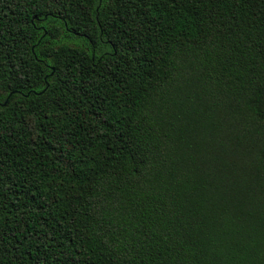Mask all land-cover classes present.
I'll return each instance as SVG.
<instances>
[{
  "label": "trees",
  "instance_id": "trees-1",
  "mask_svg": "<svg viewBox=\"0 0 264 264\" xmlns=\"http://www.w3.org/2000/svg\"><path fill=\"white\" fill-rule=\"evenodd\" d=\"M0 264H264V0H0Z\"/></svg>",
  "mask_w": 264,
  "mask_h": 264
},
{
  "label": "water",
  "instance_id": "water-1",
  "mask_svg": "<svg viewBox=\"0 0 264 264\" xmlns=\"http://www.w3.org/2000/svg\"><path fill=\"white\" fill-rule=\"evenodd\" d=\"M49 85V83L47 84V86ZM47 88V87H46ZM46 88L44 90H42L40 93L44 92L46 90ZM13 95V92H11L9 94V97L7 98V100L4 102L3 105H7L9 103L10 97Z\"/></svg>",
  "mask_w": 264,
  "mask_h": 264
}]
</instances>
